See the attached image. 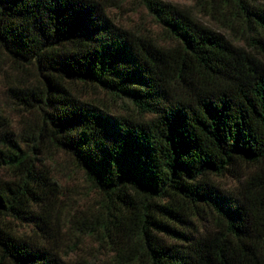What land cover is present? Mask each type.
Masks as SVG:
<instances>
[{"label":"trees","instance_id":"16d2710c","mask_svg":"<svg viewBox=\"0 0 264 264\" xmlns=\"http://www.w3.org/2000/svg\"><path fill=\"white\" fill-rule=\"evenodd\" d=\"M222 1L258 30L256 54L158 0L143 2L166 45L116 27L96 0H0V52L41 78L8 89L38 111L28 151L0 117V167L11 173L0 177V264H68L54 239L9 226L52 202L31 154L42 138L100 195L87 232L107 264H264V6ZM68 81L135 114L78 100Z\"/></svg>","mask_w":264,"mask_h":264},{"label":"rangeland","instance_id":"374dc122","mask_svg":"<svg viewBox=\"0 0 264 264\" xmlns=\"http://www.w3.org/2000/svg\"><path fill=\"white\" fill-rule=\"evenodd\" d=\"M96 1L101 3L105 14L116 27L160 45L169 43L168 36L155 22L143 0ZM158 1L184 11L194 21L220 33L234 45L257 53L251 47L249 37H256L258 30L245 23L231 4L222 0ZM254 1L264 6V0ZM40 80L33 67L15 64L0 52V117L6 121L16 142L25 151L32 143L30 134L36 135L41 125L38 111L12 98L8 89L38 86ZM64 87L78 100L90 102L110 114H135L127 100L117 99L96 87L70 81L65 82ZM41 141L35 142L36 150L31 154L35 168L46 171L50 178L53 199L48 208H35L36 218L32 221L10 219L12 233L16 236L54 239L58 253L68 264H107L110 251L87 232L92 217L99 210L100 195L65 153L47 145L45 139ZM0 177L9 179L11 173L5 167H0ZM217 181L221 186L231 185L228 178Z\"/></svg>","mask_w":264,"mask_h":264}]
</instances>
